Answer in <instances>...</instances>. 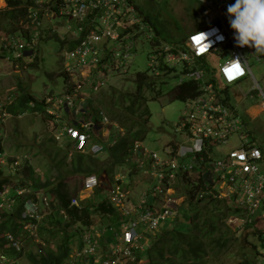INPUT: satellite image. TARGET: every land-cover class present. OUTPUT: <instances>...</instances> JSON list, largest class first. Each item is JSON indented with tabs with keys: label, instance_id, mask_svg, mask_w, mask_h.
<instances>
[{
	"label": "built area",
	"instance_id": "1",
	"mask_svg": "<svg viewBox=\"0 0 264 264\" xmlns=\"http://www.w3.org/2000/svg\"><path fill=\"white\" fill-rule=\"evenodd\" d=\"M3 1L7 6L8 0ZM16 1V7L22 8L23 13L9 19L6 27H0V57L18 62L28 56L35 58L40 39L57 37L63 48L60 56L66 83L61 95L47 100L51 99L48 103L53 107L60 99L61 113L71 116L59 120L49 106L42 111L52 113L54 123L60 128L58 135H54L57 141L67 136L73 142L72 147L81 152L92 155L105 151L118 140L115 132L112 133L111 120L99 105L93 115L86 113L88 109L80 110L76 97L98 91L107 76L104 70L127 67L132 45L144 34L142 22L147 19L140 15L132 0ZM198 1L201 14L207 16L206 25L191 30L180 44L154 40L158 47L149 53L150 69L155 75L160 74L161 59L170 67L172 62H181L183 71L196 83L194 94L184 97L188 107L177 127L182 139L166 142L161 152L145 146L142 139L133 141L125 160L134 165L146 185L132 197L131 175H113L108 199L117 210V223L82 229L64 264L141 261L137 259V250H143L150 234L160 230L162 221L174 220L191 200L219 199L238 208V214L229 216L237 228L254 225L261 218L264 221V155L261 146L254 142L250 126V119L257 117L264 106L252 115L247 107L241 109L233 104L230 97V92L238 88L236 102L244 105V98L256 90L264 104V89L248 63V56L261 59L263 55L250 46L234 43V30L229 27L223 9L226 0ZM220 35L222 40L218 39ZM127 43H131L130 48ZM215 57H220L217 65L212 63ZM233 65H238L240 71ZM249 78L253 85L242 92L241 84ZM109 125L111 134L107 138L94 137L99 128L105 136ZM113 125L117 127L114 122ZM232 137L239 139V145L223 150L224 144H231ZM99 182L95 173L88 174L82 188L92 191ZM32 193L30 187L17 186L0 197V223L15 210L17 198L23 200L16 233L1 234L7 244L0 248V264H20V258L31 246L28 238L35 243L36 255L44 253L41 246L44 243L38 235L39 196L29 197ZM6 201H16L13 211L5 208ZM70 203L79 206L81 199L73 196ZM105 240L109 247L102 249Z\"/></svg>",
	"mask_w": 264,
	"mask_h": 264
},
{
	"label": "rangeland",
	"instance_id": "2",
	"mask_svg": "<svg viewBox=\"0 0 264 264\" xmlns=\"http://www.w3.org/2000/svg\"><path fill=\"white\" fill-rule=\"evenodd\" d=\"M0 1V10L7 8L4 1ZM132 1L138 7L140 15L147 18V20L142 22L144 34L140 35L132 45L127 67L111 71L104 70L103 73L107 76L104 80L102 79L101 88L83 98L80 95L77 96L76 106L80 110L81 108L88 109L86 113L89 115H93V110L97 105L101 106L105 116L111 120L112 133L115 132L118 138L125 134L127 135L128 129L142 133L144 129H139L138 123H144L146 125L145 132L143 138H141L144 145L161 152L166 142L172 139H182L177 127L187 110L188 104L185 99L177 97L176 93H178L179 85L189 79L190 76L183 71L181 62H172L173 70L169 74H165L161 69H158L160 74L155 75L150 69L149 53L158 47L154 40H158L161 43L176 44L178 41L186 39L187 34L193 28L206 25L207 16L201 14L198 0ZM232 2L234 0H226L224 7ZM223 9L226 11V8ZM2 23L5 25L7 22ZM4 25L0 27H6ZM141 32L143 31L141 30ZM109 44L112 45L113 41L110 40ZM127 44L130 48L131 43ZM62 49L61 41L52 35L40 39L36 45L35 52L39 62L37 66L29 65L33 59L32 56H28L22 61L19 60V62L17 60L8 61L0 57L1 113L4 109L7 112L9 111L7 106L13 101L17 102V98L22 95L23 90L34 98L27 103L24 113L22 111L16 114H8L6 112L0 115V140L4 146L3 155H0V165L10 178L8 184L12 186L11 188H16L13 185L23 186L22 184L26 182L24 186L27 185L26 187H30V190L34 191L35 189L31 184H40V182L45 180L57 179L61 167L63 165L64 169L67 167L66 162L71 160L77 150L72 147L73 142H69L67 136L58 138V141L54 138V135H58L60 128L54 123L51 114H56L59 120H67L70 118L71 113H61L60 99L57 100V104H54L53 107L48 103L51 99L47 100V97L55 99L53 96L61 95L64 92L66 82L64 75L61 73L63 70L60 56ZM259 54L263 55L261 59H257L253 55L248 56V63L255 79L261 88L264 89V53ZM219 58L215 57L212 63L217 65ZM140 71L148 72L153 83L147 82L142 89L143 95L137 100L132 99L134 102L132 103L129 96L136 91L135 76ZM252 85L253 81L251 78L243 81L241 91L247 92ZM234 90L230 92L232 103L237 105V107H241V109L244 106L247 107L250 114H255L256 111L264 106L260 96L255 92L256 90H251V95L244 98V105L236 102L238 98L236 93L237 90L239 92V89L235 88ZM157 91H160V95L153 98ZM46 106L53 108L51 110L52 113L46 114L41 111L45 110ZM113 122L117 124V127L113 125ZM110 125L105 136L101 133L102 128H99L94 137L96 139L100 137L107 138L108 134H111ZM250 126L255 136L254 142L261 146L264 155V109L257 117L250 119ZM230 141L231 146L224 144L222 146L223 150H230L240 143L239 139L234 137ZM92 155L98 162H103L107 158V149L99 154ZM64 157L65 160H63ZM178 160L180 161L181 158ZM185 160H188V158H185ZM26 163L33 170L24 176L22 173ZM129 172H132L129 182L131 186L130 194L135 197L137 193L141 192V187L146 185L139 171L126 160L125 163L114 166V175L117 174L119 176L123 173L129 174ZM69 175L67 182L70 186V191L73 195L78 196V200L91 198L97 202L101 198L108 196L113 186V179L104 178L102 179V184L101 181L99 182L100 188L90 191V189L82 188L84 177L82 174ZM23 178L24 183H21ZM127 180L128 178L124 181ZM40 190L38 193L37 205L39 207L37 211L40 219L42 220L43 218L45 220L51 211L57 209V206L53 204L54 200L51 195L44 192L42 188ZM3 197L6 198V196ZM17 199L20 200V198ZM4 205L5 208L13 211L16 201H6ZM187 207L188 204L184 206V208ZM182 213L177 214V218L174 221L170 219L162 221L160 226L185 228L188 220L185 216H182ZM93 219L96 226L102 227L106 226L110 220H113V216L94 215ZM231 219L227 218V224L229 222L228 225L236 229V233L240 235V238L242 236L247 241L246 244L248 245H245V250H248L249 258L254 264H264V254L261 253V250L264 251V231L259 233V231L264 229L262 218L256 220L257 222L254 225H246L242 228H237L235 226L236 222ZM76 225L78 223L73 224L71 228H75ZM254 229L257 230L256 233L253 231ZM40 237L46 243V247L48 246L46 240H53L51 234L46 230L41 231ZM78 238L79 236H76L74 241H78ZM150 238L151 236L145 241L144 249L148 247ZM56 240L58 238L54 239L53 242ZM103 242L102 249L109 247L107 240ZM233 249L236 248L233 247ZM34 250L35 246L31 244L28 251L34 253ZM245 250L243 249V252H246ZM28 251L20 258V264H31L27 257ZM221 259L219 258L218 261L210 260L208 264H220ZM141 261L139 262L141 263ZM233 261L234 258H231L226 263L230 264Z\"/></svg>",
	"mask_w": 264,
	"mask_h": 264
},
{
	"label": "trees",
	"instance_id": "3",
	"mask_svg": "<svg viewBox=\"0 0 264 264\" xmlns=\"http://www.w3.org/2000/svg\"><path fill=\"white\" fill-rule=\"evenodd\" d=\"M16 6V0L7 1V8L0 10V26L4 25L2 22H7L4 25L7 26L9 19L13 20L22 15V8ZM182 41H178L177 44H180ZM38 64V56L33 58L29 63L30 66H37ZM159 68L165 74H169L173 70V67L167 66L162 59L160 60ZM62 74L64 75V73ZM64 77L66 82V76L64 75ZM147 82L153 83L148 72L140 71L136 73V91L132 95L129 94L131 100H137L143 95L142 89ZM195 88V81L189 78L179 85L176 96L184 99L185 96L193 95ZM21 94L17 98V102L13 101L7 106L9 114H16L20 111L24 113L27 103L30 99H34L32 95L25 93L24 90ZM159 95L160 91H157L153 98ZM132 103H134L133 100ZM145 126L142 122L138 123L139 129H144L142 133H139L137 130L132 131L128 129L127 135L125 134L118 138L116 143L107 149V158L103 162H98L93 155L77 149L71 160L66 162L67 167L65 169L63 168L64 165L61 167L57 179L45 180L44 182H40V184H31L35 190L29 197L37 199L38 193L41 191L40 188H42L44 192L53 197V204L57 206V209L51 211L45 220L43 218L40 220L38 227L39 237L41 231L46 230L51 234L53 240H46L48 242L47 247L46 243L42 240L44 243L41 245L44 250L43 254L35 255L31 251H28L27 257L31 264H64L75 243L74 238L81 234L82 229L90 230L91 227L96 225L93 219L94 215L104 217L111 215L113 216V220H110L107 225H115L117 223L119 219L118 213L109 201V195L97 202L89 198L81 200L79 206L71 204V198L76 195L71 193L67 179L70 176L69 174H82L85 177L88 174L95 173L100 178L102 184V179L113 177L114 166L125 163L130 145L134 140L143 138ZM3 152L4 146L0 140V153ZM63 160H65V157ZM32 170L33 168L26 163L22 174L25 176V174ZM129 174L131 175L132 172H129ZM9 182V176L5 174L0 165V197L5 192L7 194L9 191L12 192L13 188L9 186ZM21 183H24V178L21 180ZM24 184L22 185L24 186ZM28 185L30 184L28 183ZM13 186L17 187L20 185ZM100 186L99 184L96 188H100ZM22 209L23 200L20 199L17 202L15 210L0 223V248L5 247V244H7L1 236L2 232L12 231L16 233L15 229L19 224ZM180 212H183L182 216H185L188 220L187 226L185 228L162 226L156 233H151L148 247L143 248V250H137V259L142 260L143 257V260L141 263L135 260L134 264H208L210 260L218 261L219 258H222L220 264H227V260L231 258H234V261L230 264H254L247 254L248 250H245V245H248L246 244L247 241L244 240L245 238L243 237V239L242 236L240 238V235L236 233V229L227 224V218L238 214V208L230 206L225 201L219 199H212L211 201L191 200L188 203V207H182L178 214ZM75 223H78V225L75 228H71ZM253 231L256 233L257 230L254 229ZM263 231L264 229L259 231V233ZM56 238L58 240L53 242ZM27 243L35 245L31 241V238L27 239ZM233 247L236 249H233ZM243 249L246 252H243ZM261 253L264 254V251L261 250Z\"/></svg>",
	"mask_w": 264,
	"mask_h": 264
},
{
	"label": "clouds",
	"instance_id": "4",
	"mask_svg": "<svg viewBox=\"0 0 264 264\" xmlns=\"http://www.w3.org/2000/svg\"><path fill=\"white\" fill-rule=\"evenodd\" d=\"M226 19L234 30L232 35L236 45L250 46L254 51L264 53V0H234L226 5ZM218 39L222 40L223 36Z\"/></svg>",
	"mask_w": 264,
	"mask_h": 264
},
{
	"label": "snow or ice",
	"instance_id": "5",
	"mask_svg": "<svg viewBox=\"0 0 264 264\" xmlns=\"http://www.w3.org/2000/svg\"><path fill=\"white\" fill-rule=\"evenodd\" d=\"M197 40H199V37H197L196 38ZM237 72H239L240 71V69H239V66L238 65H233L232 66Z\"/></svg>",
	"mask_w": 264,
	"mask_h": 264
},
{
	"label": "crops",
	"instance_id": "6",
	"mask_svg": "<svg viewBox=\"0 0 264 264\" xmlns=\"http://www.w3.org/2000/svg\"><path fill=\"white\" fill-rule=\"evenodd\" d=\"M195 28H196V27H195ZM195 28H193V29H195ZM193 29H192V30H193Z\"/></svg>",
	"mask_w": 264,
	"mask_h": 264
},
{
	"label": "bare ground",
	"instance_id": "7",
	"mask_svg": "<svg viewBox=\"0 0 264 264\" xmlns=\"http://www.w3.org/2000/svg\"><path fill=\"white\" fill-rule=\"evenodd\" d=\"M1 2V1H0ZM250 112V111H249Z\"/></svg>",
	"mask_w": 264,
	"mask_h": 264
}]
</instances>
